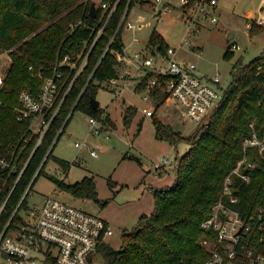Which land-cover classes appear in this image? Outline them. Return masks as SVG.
I'll list each match as a JSON object with an SVG mask.
<instances>
[{
    "label": "trees",
    "instance_id": "trees-1",
    "mask_svg": "<svg viewBox=\"0 0 264 264\" xmlns=\"http://www.w3.org/2000/svg\"><path fill=\"white\" fill-rule=\"evenodd\" d=\"M93 3L91 0H0V55L8 52L11 57V66L0 89V150L13 162L9 168H0V236L6 228L10 233L23 222L22 212L28 209L29 194L42 175L74 197L100 202L93 176L70 184L45 171L52 158L66 171L70 169L71 163L54 157L53 151L77 111L111 123L101 105L93 109L92 99H97L103 83L119 77L117 54L123 52L125 42L123 29L118 30V25L127 0L122 1L97 41L106 16L98 10L91 17ZM80 21V26L72 28ZM263 33L264 25L253 22L250 34ZM149 42L161 51L169 47L156 32ZM231 46L224 55L227 60L235 55ZM88 53L87 64L76 77ZM68 56L70 64L61 65ZM56 71L62 73L58 80V103H62L38 145L39 135L30 130L29 121L19 119L16 108L22 91L38 97L44 81L54 78ZM231 74L232 81L224 91L223 100L209 119L197 126L194 134L184 137L156 119L157 138L176 147L184 142L189 146L188 151L175 160L174 185L154 190V213L142 215L133 229L123 231L120 249L109 243L98 249L104 264H202L209 256L204 241L214 240L216 235L213 230L205 229L203 223L211 215L225 178L245 156L254 167L247 170L249 181L234 179L233 188L239 198L236 208L245 218L264 210V152L261 154L257 148L245 152L243 145L254 132L264 136V53L250 63L240 58ZM154 77V73H147L136 91H146ZM149 91L156 103V113L168 94L158 88ZM137 112L133 105L124 109L127 128Z\"/></svg>",
    "mask_w": 264,
    "mask_h": 264
},
{
    "label": "built area",
    "instance_id": "built-area-1",
    "mask_svg": "<svg viewBox=\"0 0 264 264\" xmlns=\"http://www.w3.org/2000/svg\"><path fill=\"white\" fill-rule=\"evenodd\" d=\"M122 1L99 0L96 9L106 16V20L96 41ZM136 4L151 6L155 15L160 13V17L176 12L187 26V34L199 35L206 26H215L221 21L219 0H127L118 25V30L123 29L125 47L123 52L117 54L118 70L123 64L127 68L123 76L119 72V77L107 82L112 91L121 92L120 83H125L123 78L132 75V71L143 77L147 73H154L155 77L151 79L147 90L142 92L145 100L154 99L149 90L158 88L168 94L165 103L179 111L184 120L196 126L206 122L224 97V90L218 87L220 76L206 80L197 74L194 62L180 56L183 48L189 50L190 47H196V50H202L201 46L193 44L188 35L179 46L169 45L166 51H161L150 42L140 45L142 39L136 37L128 47L125 32L139 31V25L129 21L131 10ZM81 24L82 21L72 25V28ZM252 25H248L249 31ZM113 41L114 38L110 44ZM236 49L239 46L232 44L231 51L235 52ZM88 55L83 59L76 77L87 64ZM70 60L69 56L66 57L61 65L70 64ZM7 65L0 62V89L8 74ZM61 77L62 73L56 71L54 78L45 80L38 97L27 90L19 96V106L16 108L19 119L30 122V130L39 135L38 145L59 112L62 102L58 103V80ZM144 112L147 116L155 114L153 109ZM89 122L92 134L106 132L109 138L112 131L109 122L96 117H90ZM75 145L81 148L86 144L77 142ZM243 145L245 152L257 148L262 154L264 136L254 132L244 140ZM91 155L98 157L95 151ZM12 165L8 155L0 150V168L6 169ZM253 167L245 156L225 178L211 215L203 223L205 229L213 230L216 235L214 240L204 241L209 256L202 264H264V210L260 209L245 218L236 208L239 198L233 188L235 177L250 180L247 170ZM22 217L23 222L16 229L7 233L6 228L0 236V254L8 264H93L95 253L99 254L98 249L108 243L115 232L113 225L104 218L54 196L46 197L41 205L29 204L28 209L22 212Z\"/></svg>",
    "mask_w": 264,
    "mask_h": 264
},
{
    "label": "rangeland",
    "instance_id": "rangeland-1",
    "mask_svg": "<svg viewBox=\"0 0 264 264\" xmlns=\"http://www.w3.org/2000/svg\"><path fill=\"white\" fill-rule=\"evenodd\" d=\"M91 1L96 6L99 4V0ZM263 1L220 0L221 21L215 26H206L199 35L187 34V26L176 12L160 17L155 15L151 6L136 4L131 10L129 21L137 23L139 31H126L125 41L129 47L136 37L142 39L140 45H144L149 43L156 32L170 46H179L188 35L193 44L201 46L202 50H196V47H190L189 50L183 48L180 56L194 62L197 74L202 78L210 81L220 76V84L217 86L225 91L232 81V68L240 58L245 63H250L264 53V44L253 42L255 39L252 40L247 28V22L255 21L261 13L260 9L264 8ZM231 34L234 35L232 38ZM232 44H237L239 49H236L232 59L227 60L224 55ZM0 62L8 64L9 69L11 57L8 52L0 55ZM126 68L124 64L120 65V75L125 74ZM133 74L132 71V75L123 78L125 83H120L121 92L112 91L107 83H103L98 92L97 100L111 120L112 131L109 138L106 132L92 134L89 122L91 116L77 111L53 151L54 157L71 163L70 169L66 171L55 158L49 160L45 169L47 174L70 184L79 182L86 176H93L100 202L74 197L59 189L46 175L39 177L28 197L29 204L33 206L41 205L46 197L54 196L104 218L114 227V235L108 239V243L116 249H120L122 245V233L125 229H133L142 215L154 213V190L174 185L175 160L189 148L184 142L176 147L167 140L158 139L156 119L171 126L184 137L194 134L197 129L194 123L184 120L181 113L168 103L162 105L154 116H147L144 110H155L156 103L151 98L145 100L143 94L136 91L143 75ZM128 105L138 109L130 128L125 126L123 116ZM77 142L86 145L78 148L75 145ZM92 151L98 157L92 156ZM0 264H8L1 254ZM93 264H104L100 254L95 253Z\"/></svg>",
    "mask_w": 264,
    "mask_h": 264
},
{
    "label": "crops",
    "instance_id": "crops-1",
    "mask_svg": "<svg viewBox=\"0 0 264 264\" xmlns=\"http://www.w3.org/2000/svg\"><path fill=\"white\" fill-rule=\"evenodd\" d=\"M260 10H261L260 11L261 13L259 15H257V19L255 21H250V22L248 21L247 22V28H248V25L249 24H253V22H256V24H258L259 26H263L264 25V8L262 7ZM219 11H220V14H222L220 0H219ZM258 20H260V21H258ZM251 37H252V40L255 39V41H253V42L264 44V33L261 34V35H251ZM163 163H165V162H163Z\"/></svg>",
    "mask_w": 264,
    "mask_h": 264
},
{
    "label": "water",
    "instance_id": "water-1",
    "mask_svg": "<svg viewBox=\"0 0 264 264\" xmlns=\"http://www.w3.org/2000/svg\"><path fill=\"white\" fill-rule=\"evenodd\" d=\"M160 14V13H159ZM158 14V16H159ZM97 15V9H96V5L93 3L91 5V12H90V16L91 17H95ZM230 37L232 38L233 37V34L230 35ZM230 40V39H229ZM100 105V102L96 99V98H93L92 99V107L94 110H96ZM74 110H72V113H73Z\"/></svg>",
    "mask_w": 264,
    "mask_h": 264
}]
</instances>
